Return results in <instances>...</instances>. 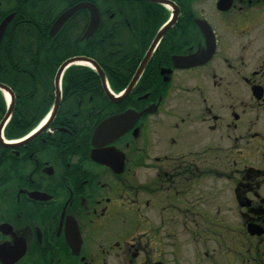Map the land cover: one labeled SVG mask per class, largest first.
Returning a JSON list of instances; mask_svg holds the SVG:
<instances>
[{"label": "flooded vegetation", "instance_id": "1", "mask_svg": "<svg viewBox=\"0 0 264 264\" xmlns=\"http://www.w3.org/2000/svg\"><path fill=\"white\" fill-rule=\"evenodd\" d=\"M48 1L0 0L59 51L0 81V264H264V0Z\"/></svg>", "mask_w": 264, "mask_h": 264}, {"label": "trees", "instance_id": "2", "mask_svg": "<svg viewBox=\"0 0 264 264\" xmlns=\"http://www.w3.org/2000/svg\"><path fill=\"white\" fill-rule=\"evenodd\" d=\"M57 2V0H51L46 4ZM63 4L64 1H59V9H62ZM55 11L52 13L54 14ZM39 17L37 10L34 11V15L28 13L27 17L18 12L0 45V69L3 71L0 72V81L10 85L16 96L22 99L38 97L37 93L53 89L51 86H45V82H41L40 74L33 71H21V68L26 65L53 66V61L56 60L54 55L59 53L53 37L49 35L45 26L50 24L45 21L46 18ZM60 52L63 53V50L60 49ZM46 75L52 76V74ZM6 108L4 94L0 90V121Z\"/></svg>", "mask_w": 264, "mask_h": 264}, {"label": "water", "instance_id": "3", "mask_svg": "<svg viewBox=\"0 0 264 264\" xmlns=\"http://www.w3.org/2000/svg\"><path fill=\"white\" fill-rule=\"evenodd\" d=\"M77 7H78V6H77ZM77 7L73 8V9H69V10H67L66 12H64V13L58 18V20L55 22V24H54V26H53V28H52V30H51V33H52V34H54V32L56 31V29L59 28V27L61 26V24H63V23L65 22V20H66L67 18H69V17L75 12V10H77ZM12 17H13V15L8 16V17H7V18H6V19L0 24V43H1V41H2V38H3V36H4L5 32H6V29H7V27H8V24H9L10 20L12 19ZM96 25H97V21L94 20V22H93V23L91 24V26H90V30H91V32L95 29ZM68 63H69V62H68ZM0 89H2V90H4L5 92L9 93L10 96H11V98L14 99V94H13L12 90H11L8 86H6L5 84H1V83H0ZM9 116H10V111L7 113V115L4 117L2 123L0 124V131L2 130L4 124H5V122L7 121V119L9 118ZM112 121H113V120H112ZM116 121L118 122L119 119L116 118ZM100 130H101V129L98 130V133L100 132Z\"/></svg>", "mask_w": 264, "mask_h": 264}, {"label": "bare ground", "instance_id": "4", "mask_svg": "<svg viewBox=\"0 0 264 264\" xmlns=\"http://www.w3.org/2000/svg\"><path fill=\"white\" fill-rule=\"evenodd\" d=\"M8 97V96H7Z\"/></svg>", "mask_w": 264, "mask_h": 264}]
</instances>
